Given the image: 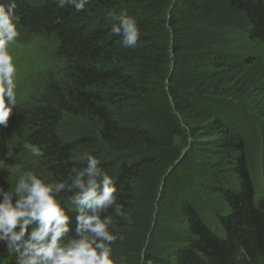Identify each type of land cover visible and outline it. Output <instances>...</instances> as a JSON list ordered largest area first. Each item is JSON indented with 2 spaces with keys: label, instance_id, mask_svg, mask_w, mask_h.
I'll list each match as a JSON object with an SVG mask.
<instances>
[{
  "label": "trees",
  "instance_id": "obj_1",
  "mask_svg": "<svg viewBox=\"0 0 264 264\" xmlns=\"http://www.w3.org/2000/svg\"><path fill=\"white\" fill-rule=\"evenodd\" d=\"M17 4L15 41L54 43L66 75L0 126L8 173L38 167L50 182L84 167L85 149L99 157L131 217L113 230L114 264H262L264 122L242 96L259 67L231 47L264 45V0H92L80 13ZM122 12L140 28L134 49L107 35L109 13ZM22 141L44 156L29 161ZM61 206L74 232L78 213ZM0 264H16L3 244Z\"/></svg>",
  "mask_w": 264,
  "mask_h": 264
},
{
  "label": "clouds",
  "instance_id": "obj_2",
  "mask_svg": "<svg viewBox=\"0 0 264 264\" xmlns=\"http://www.w3.org/2000/svg\"><path fill=\"white\" fill-rule=\"evenodd\" d=\"M76 13L86 10L92 0H53ZM17 0H0V126L7 127L17 106V67L9 45L19 35ZM109 38L122 49H134L140 28L134 17L109 13ZM23 148L33 157H43L38 145L25 142ZM84 167H72L60 180L47 181L35 171L12 173L6 180L9 190L0 186V244L14 254L16 264H114L112 247L122 239L115 231L118 219L131 222L108 171L101 159L85 149L79 155ZM4 163L0 161V168ZM62 193H67L66 199ZM74 207L75 230L71 217L61 204ZM31 228V230H30ZM71 233V234H70ZM123 259V258H121Z\"/></svg>",
  "mask_w": 264,
  "mask_h": 264
},
{
  "label": "rangeland",
  "instance_id": "obj_3",
  "mask_svg": "<svg viewBox=\"0 0 264 264\" xmlns=\"http://www.w3.org/2000/svg\"><path fill=\"white\" fill-rule=\"evenodd\" d=\"M22 33L26 34V31L23 30ZM231 48L245 54L249 53L257 60L254 67H259V69L250 72L252 74L248 77V81L254 79V84L245 93L243 92L242 96L246 108L260 125L264 122V79L261 78V73L264 72V45L260 42H240V44ZM55 49L54 43L40 37L28 44L15 43L9 45L10 54L13 56L17 67V107L33 104L34 100L39 99L47 91L51 83L65 78L66 64L63 60L55 57ZM12 141L10 139V142ZM7 142H9V139ZM24 143L22 141L20 147H23ZM23 150L22 152H25ZM25 154L26 157H29V161H37L27 150ZM36 165L38 166V163ZM31 171L37 172L40 178L43 179V169L37 167L31 169ZM11 174L8 172L0 173V186H3L6 191L10 188L6 178ZM260 178L262 182L259 183L256 192V202L264 194V176H260ZM262 264H264V261Z\"/></svg>",
  "mask_w": 264,
  "mask_h": 264
}]
</instances>
